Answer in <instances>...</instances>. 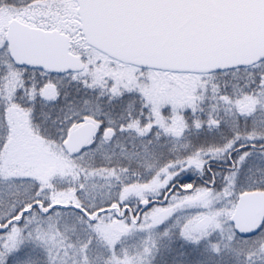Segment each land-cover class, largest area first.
<instances>
[{
    "label": "snow or ice",
    "instance_id": "6c2138e0",
    "mask_svg": "<svg viewBox=\"0 0 264 264\" xmlns=\"http://www.w3.org/2000/svg\"><path fill=\"white\" fill-rule=\"evenodd\" d=\"M0 264H264V0H0Z\"/></svg>",
    "mask_w": 264,
    "mask_h": 264
}]
</instances>
